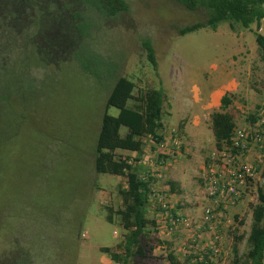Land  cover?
<instances>
[{
  "label": "rangeland",
  "instance_id": "1",
  "mask_svg": "<svg viewBox=\"0 0 264 264\" xmlns=\"http://www.w3.org/2000/svg\"><path fill=\"white\" fill-rule=\"evenodd\" d=\"M9 1L0 0V256L18 239L22 246L32 245L36 264H116L101 249L121 250L123 232L107 221V214L121 207L125 177H96L93 169L116 74L135 83V95L140 89L163 93L167 140L175 134L181 147L177 156L167 158L157 188L169 192L167 200L184 214L199 213V220L208 205L199 174L215 149L212 114L222 111L221 99L229 94L238 125H245L264 98L256 26L234 31L223 22L216 30L180 36V29L206 19L204 9L189 12L173 1L131 0L128 12L101 19L102 25L88 15L93 26L85 30L93 31L97 53L83 43L73 61L62 60L52 47L61 42L56 30L32 40V0ZM259 33L264 37V27ZM146 39L153 44L156 67L143 47ZM36 46L45 57L35 67ZM109 114L118 116L119 110L112 107ZM126 133L122 128V136ZM170 182L177 184V192H170ZM260 185L262 180L228 211L218 264H233L235 236L242 237L240 256L247 253ZM151 213L156 215L154 208ZM185 234L163 228L153 234L156 248L146 264H170L168 253L181 247Z\"/></svg>",
  "mask_w": 264,
  "mask_h": 264
},
{
  "label": "trees",
  "instance_id": "2",
  "mask_svg": "<svg viewBox=\"0 0 264 264\" xmlns=\"http://www.w3.org/2000/svg\"><path fill=\"white\" fill-rule=\"evenodd\" d=\"M128 1L131 0H32V40L40 34L56 30L58 41L61 42L57 44L54 42L52 47L57 54H62V60L72 59L73 61L77 57V50L83 43L91 45L93 49V31L85 30L87 26H91L90 28L93 26L88 15H95L100 19L99 23L102 25L101 19H112L128 12ZM168 1L182 5L189 12H195L199 8L206 11L204 21L180 29V36L204 28L216 30L223 22H228L234 31L237 26L247 30H253V26H256L257 31L253 32L256 33L257 44L264 59V37L259 33L264 27V0ZM51 16L54 20L46 21L47 17ZM75 44L76 47H74ZM142 44L149 54L150 62L156 67L152 42L146 39ZM40 56L45 57L41 47L32 48V62H34L32 66L36 67L41 63L39 60L38 64H35L37 59H41ZM44 63L47 66L50 65ZM27 68L24 66V69ZM83 68L86 72L95 75L89 67ZM115 77L117 79H115V84L107 99L93 152V169L96 177L97 174L125 177V187L119 189L121 207L116 210L112 208L111 212L107 214V221L123 232L124 241L118 247L121 249L120 251H114L109 247H104L101 251L116 264H146L156 248L153 234L162 228L166 233H174L178 229L185 232L183 227H177L181 225L170 222L171 216L174 219L178 218V214H173L177 212V204L170 210L168 219L160 218V213L164 215L169 213V210H164L157 202L158 198L153 191V185L157 183V179L147 173L143 164L140 166L149 148H153L154 151L157 145L167 140L163 124L164 95L156 89H140L135 95L136 85L134 82L124 76L118 77L117 74ZM129 101L133 103L132 108L128 107ZM231 105V95L225 94L221 99L222 111L215 112L211 116L210 127L215 149L210 152L204 162L199 179L202 184L201 176L205 172V167L210 163L213 153L227 151L237 154L244 150V145L252 141L255 143L256 146L251 151H246L245 156L259 167L257 178L250 183L252 188L262 180V185L258 188L259 203L253 209L252 225L247 240L249 246L247 253L240 256L239 243L242 241L240 236L234 237L232 252L233 264H264V98L258 106V111L247 117L245 125H238L236 115L230 108ZM112 107L119 110L118 116L109 114V109ZM122 128L127 130L125 136L121 134ZM238 129L241 131L244 129L247 137L242 131L244 134L241 137L242 143L240 147L235 148L233 144L236 141ZM118 151H123V153L118 154ZM124 152L134 153L135 156L131 158ZM169 185L170 192H177V184L170 182ZM178 193L180 192L178 191ZM163 194L171 196L164 190ZM151 208H154L156 215H152ZM228 211L227 209H213L214 219L212 221L216 222L217 227L213 229L206 223L203 229L221 232L227 222ZM191 218L196 219V216L193 215ZM235 218L238 219V215H235ZM164 221L165 225L162 224ZM183 237L186 238L184 235ZM15 240L14 244H10L12 247L6 251V254L0 256V264H36L32 245L22 246L18 239ZM169 245L172 246L171 243ZM193 248L186 246L178 248L177 251L173 249L169 251L170 264H190L194 258ZM221 256L222 252L216 264L219 263ZM37 258L41 259L39 255Z\"/></svg>",
  "mask_w": 264,
  "mask_h": 264
},
{
  "label": "built area",
  "instance_id": "3",
  "mask_svg": "<svg viewBox=\"0 0 264 264\" xmlns=\"http://www.w3.org/2000/svg\"><path fill=\"white\" fill-rule=\"evenodd\" d=\"M246 137L247 134L243 129ZM241 129L237 130L236 141L234 147H240L242 143L241 137L244 136ZM170 146L174 148L171 149ZM256 146L252 141L244 145V150L237 154H231L227 151L215 152L210 157V163L205 167L204 173L201 176L203 186L205 188V196L209 202L204 209L202 217L197 220L186 216L177 210L178 218H170L172 224H177L185 230V240L182 241L181 247H194V258L190 264H216L221 252L223 237L221 232H214L213 230L205 231L203 228L206 223L213 229H216V222L214 219L213 209H227L230 210L237 206L243 196L247 194L251 188L250 183L258 176V165L250 158L245 156V152L251 151ZM181 142L179 138L172 134L169 140L160 143L152 153H148L142 160L143 166L147 173L157 179V183L153 185L157 202L164 210H169V213L159 216L161 219H168L170 210L175 207V204L167 200L168 196L163 194V190L157 188V185L162 179V169L167 164L168 156H177L176 151L180 149ZM223 206L222 208H220ZM224 215V212H223ZM228 219V217H227ZM226 219V220H227ZM164 222H162L163 225ZM221 224V222H220Z\"/></svg>",
  "mask_w": 264,
  "mask_h": 264
},
{
  "label": "clouds",
  "instance_id": "4",
  "mask_svg": "<svg viewBox=\"0 0 264 264\" xmlns=\"http://www.w3.org/2000/svg\"><path fill=\"white\" fill-rule=\"evenodd\" d=\"M169 157H171V156H168V158H169ZM146 171H147V170H146ZM202 186H203V183H202ZM203 189L205 190L204 186H203ZM249 191H250V190H249ZM249 191L247 192V194H245V195L243 196V198H242L241 201L237 204V206H238L240 203H242V202L244 201V198H245L246 195L249 194ZM204 194H205V193H204ZM205 199H206V201L208 202L206 196H205ZM208 204H209V202H208ZM175 205H176V204H175ZM207 206H208V205H207ZM207 206H206V207H207ZM237 206H236V207H237ZM206 207H205V208H206ZM205 208H204V209H205ZM177 210L180 211L182 214H184L181 210H179V208H177ZM203 212H204V211H203ZM184 215L188 216L187 214H184ZM189 216H190V215H189ZM190 217H191V216H190Z\"/></svg>",
  "mask_w": 264,
  "mask_h": 264
},
{
  "label": "crops",
  "instance_id": "5",
  "mask_svg": "<svg viewBox=\"0 0 264 264\" xmlns=\"http://www.w3.org/2000/svg\"><path fill=\"white\" fill-rule=\"evenodd\" d=\"M185 129H187V128H185ZM185 129H184V130H185ZM213 141H214V139H213ZM128 153H130V154H128ZM125 154L128 156V155H132V154H134V153L127 152V153H125ZM132 156H133V155H132ZM189 211H197V210H195V209H191V210H189ZM187 213H188V212H187ZM187 213H186V214H187ZM198 214H199V213H197V214H192V215H196V216H197ZM192 215L190 214V216H192Z\"/></svg>",
  "mask_w": 264,
  "mask_h": 264
}]
</instances>
